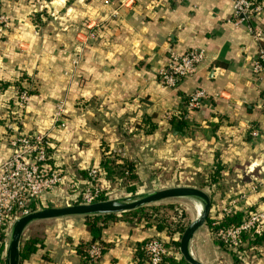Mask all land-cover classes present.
<instances>
[{"label": "crops", "instance_id": "1", "mask_svg": "<svg viewBox=\"0 0 264 264\" xmlns=\"http://www.w3.org/2000/svg\"><path fill=\"white\" fill-rule=\"evenodd\" d=\"M47 8L49 24L42 28L44 14L33 0H0L11 22L9 34L0 35V163L12 155L7 136L48 133V165L66 181L82 186L90 169L116 155L138 177L157 166L166 175L193 172L203 184L216 175L215 184L202 187L214 221L225 218L224 209L264 212V74H253L264 39L255 42L249 25L235 22L232 0H48ZM255 25L264 34V12ZM189 50L206 54L197 75L177 90L163 87L159 73L169 52ZM24 89L30 93L25 111L16 107ZM195 90L209 98L190 110ZM60 106L65 131L53 125ZM174 118L185 126L172 127ZM102 173L104 186L110 178ZM65 192L45 200L64 204ZM99 225L101 237L93 242L85 218L32 224L22 244L39 236L42 246L23 264H147L137 253L148 240H181L122 215ZM93 244L103 246L101 258L85 261L80 249L86 247L87 258ZM191 252L203 264H221L219 254L228 259L206 224ZM246 264H264V245L254 246Z\"/></svg>", "mask_w": 264, "mask_h": 264}, {"label": "built area", "instance_id": "2", "mask_svg": "<svg viewBox=\"0 0 264 264\" xmlns=\"http://www.w3.org/2000/svg\"><path fill=\"white\" fill-rule=\"evenodd\" d=\"M33 1L36 11L44 13L48 0ZM171 1L186 2L187 0ZM232 5L235 22L247 23L253 40L257 43L262 42L264 34L255 22L264 12V0H232ZM10 31L9 17L0 12V35L7 36ZM205 61L206 54L203 50H189L181 54L170 51L166 66L159 73V81L163 87L177 90L197 75ZM253 74L255 76L264 74V51L261 48L254 59ZM208 98L205 91L195 90L190 94L186 106L190 110L201 109ZM29 103L30 93L24 89L18 94L16 107L25 111ZM53 124L58 130L67 129L63 106H60L54 115ZM252 136H258L257 132L254 131ZM5 139L12 150V155L0 163V264L6 262L9 235L14 223L34 212L46 209L48 203L54 204L45 200L47 195L57 190H66L67 192L61 198L66 204L92 205L101 202L99 201L101 196L107 192L101 185L103 173L100 167H94L88 171L87 178L83 183L81 182L82 186L72 179L66 181V176L61 170L50 167L48 161L51 157L52 145L49 142L48 133L33 135L18 130L16 135L7 136ZM260 172L264 173V169ZM253 180L255 185L252 189L256 190L259 179L254 177ZM233 203L235 206L236 202ZM231 209H224L222 218L234 214V208ZM246 234L254 236L264 234V212L249 214L240 226L220 229L215 233V238L222 242L228 251L233 252L240 263L246 264L254 249L246 248L243 241V236ZM141 250L144 253L143 261L147 264H162L170 255L180 257V253L174 252L167 243L156 238L148 240ZM101 252L100 244H93L86 251L87 258L95 262L101 258Z\"/></svg>", "mask_w": 264, "mask_h": 264}, {"label": "trees", "instance_id": "3", "mask_svg": "<svg viewBox=\"0 0 264 264\" xmlns=\"http://www.w3.org/2000/svg\"><path fill=\"white\" fill-rule=\"evenodd\" d=\"M189 100V98H188ZM145 123H148V120H145ZM175 123H178L180 126L184 127L185 124L182 122H178L176 118L171 121V126L174 127ZM177 124V126H178ZM179 127V126H178ZM151 131V129H150ZM101 169L104 173L108 175V177L114 181L116 178L124 180L127 184L133 183L132 186L128 187L129 193H135L136 187L134 183L139 182V177L136 174L135 167L132 163H129L125 159H121L116 155L111 156L110 158H103V162L101 164ZM215 176H210L208 181L205 182L204 185H213L215 184ZM107 200V192L101 196L99 201H106ZM249 215V212L245 213H237L236 215H230L227 218L222 220L214 221L210 217L207 219L206 225L210 228L212 236L214 238L215 244L223 253H228L232 256V260L236 263L240 261L236 257V255L227 250L225 245L215 238V233L220 229H226L231 226H240L243 222L244 218ZM127 220L130 221H138V222H145L146 226L156 227L157 230L162 231L166 229V231L170 235L178 234L181 238L187 227L189 226V220L183 210H179L174 207H167L164 208L162 211H153L150 214H143L142 210H136L133 212H129L126 214H122ZM114 215L110 216H93V217H86L87 221V229L91 233L93 237V242H96L101 237L102 226L99 225L100 223H104L105 221L112 219ZM244 244L246 248H254V246L264 245V234L262 236H254L250 234H246L243 236ZM39 246H42L40 242V237L37 236L28 242L21 245V254H20V264H23L24 261L28 260L31 256H33L38 250ZM169 247L174 249V252H180V242L168 244ZM85 246L80 249V253L85 261L89 259L86 258L85 254ZM102 251L103 246L101 245ZM242 251L244 249H241ZM137 257L143 259L144 253L142 250H139L137 253ZM4 264V263H3ZM162 264H187L184 260L177 261L174 256L170 255L167 256Z\"/></svg>", "mask_w": 264, "mask_h": 264}, {"label": "water", "instance_id": "4", "mask_svg": "<svg viewBox=\"0 0 264 264\" xmlns=\"http://www.w3.org/2000/svg\"><path fill=\"white\" fill-rule=\"evenodd\" d=\"M178 199L188 200L200 206L199 215L191 222L181 237L180 254L188 264H203L194 258L191 252V244L210 216L212 200L206 192L193 187H176L133 198L101 201L92 205L75 204L34 212L21 218L12 226L9 235L6 264H20L24 233L34 223L75 217L122 215L163 201Z\"/></svg>", "mask_w": 264, "mask_h": 264}, {"label": "rangeland", "instance_id": "5", "mask_svg": "<svg viewBox=\"0 0 264 264\" xmlns=\"http://www.w3.org/2000/svg\"><path fill=\"white\" fill-rule=\"evenodd\" d=\"M46 10H48V8ZM42 14H44V16L40 19L42 23L40 24L41 26L39 27L44 28L49 24V19L47 17L48 15L45 12ZM57 111H58V108H57ZM57 111L55 112V114L57 113ZM52 120H54V116ZM64 120H65V113H64ZM54 128H55V125H54ZM164 171L161 170L160 166H157L153 168L152 173L149 170H144L140 172L139 173L140 181L138 183H134L135 184L134 186L136 187L135 193L128 192V187L132 186L133 183L127 184L124 180L119 179V178H116L114 181L109 179L110 181L107 182L103 186V188L107 191L106 201L133 198L136 196L145 195V194L152 193L155 191H161L164 189H170V188H176V187H193V188L201 187L199 189L201 190L203 189L202 185L204 184L199 181H196V178L193 176V172H187V173L181 172L180 175L177 174L176 176H174L176 172H173L170 175H166V172ZM71 205H75V204L73 203L65 204V202L63 204L60 202H56V203L54 202V204H48L46 209L60 208V207H66V206H71ZM167 207H174L179 210H183L189 220V225L197 217V213L195 211L196 209L195 204L188 200H183V199L163 201L161 203H157V204L142 208L141 210L143 214H150L155 210L162 211L164 208H167ZM231 258L232 256L229 254H228V259L225 256L223 257L222 254H219L218 261L219 263L221 262V264L222 263L227 264V261L230 260ZM182 260L184 259L182 258Z\"/></svg>", "mask_w": 264, "mask_h": 264}, {"label": "bare ground", "instance_id": "6", "mask_svg": "<svg viewBox=\"0 0 264 264\" xmlns=\"http://www.w3.org/2000/svg\"><path fill=\"white\" fill-rule=\"evenodd\" d=\"M195 210H196V213H197V216L199 215V213H200V206L198 205V204H195Z\"/></svg>", "mask_w": 264, "mask_h": 264}]
</instances>
